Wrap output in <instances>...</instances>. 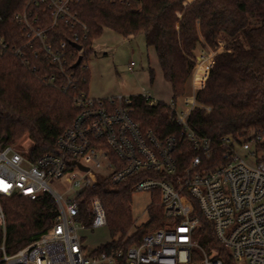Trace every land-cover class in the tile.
Returning a JSON list of instances; mask_svg holds the SVG:
<instances>
[{
  "label": "built area",
  "instance_id": "obj_1",
  "mask_svg": "<svg viewBox=\"0 0 264 264\" xmlns=\"http://www.w3.org/2000/svg\"><path fill=\"white\" fill-rule=\"evenodd\" d=\"M103 1L133 4L141 0ZM78 2L28 0L24 10L14 16L27 38L24 48H31L35 56L43 54L59 68L62 81L54 75L45 78L64 91L77 88L75 59L83 55V49L71 47L81 45V33L88 31L75 9ZM60 22L74 34L53 44L48 33ZM0 45L8 47L3 38ZM213 51L199 48L189 85L179 97L182 102L167 103L172 121L180 127V137L161 138L144 129L133 117L136 95L95 99L77 90L73 99L78 114L56 140L54 152L33 160L12 145L0 148V264H191L196 249L204 252L202 264H224L199 241L197 208L238 264H264V133L253 132L241 141L232 135L223 137L220 161L210 166L216 146L189 124L195 108L211 110L197 96L222 52ZM15 53L28 61L25 50L17 48ZM137 95L149 106L159 102L148 89ZM188 150L195 155L182 165ZM103 168L106 171H101ZM103 177L116 184L133 178L135 191H159L164 215L171 222L146 233L140 244L127 250L86 254L79 234L80 228L86 227L78 224L82 219L80 196ZM56 187L72 189L75 194L65 197ZM45 194L58 206L53 225L34 242L8 253L4 199L19 195L37 200ZM87 213L92 218L88 227L108 225L99 197L88 202Z\"/></svg>",
  "mask_w": 264,
  "mask_h": 264
},
{
  "label": "trees",
  "instance_id": "obj_2",
  "mask_svg": "<svg viewBox=\"0 0 264 264\" xmlns=\"http://www.w3.org/2000/svg\"><path fill=\"white\" fill-rule=\"evenodd\" d=\"M27 2L0 0V38L8 44L7 48L0 45V148L26 136L29 145L23 153L30 159L56 150V140L78 114L74 92L88 94L86 58L94 51V41L105 28L125 37L145 36L147 46L154 48L157 54L165 80L172 86L174 100L189 85L199 48L216 50L223 46L197 96L201 103L211 106V110L197 107L189 117L191 128L212 139L216 146V158L210 160V166L220 161L219 142L223 137L232 135L241 141L253 132L264 133V0H141L133 4L79 0L75 9L88 31H80L82 46L71 47L80 46L83 55L75 59L77 88L66 91L45 78L54 75L58 82L62 81L59 68L43 54L35 56L31 48H24L27 38L14 16L24 10ZM46 25H49L47 17ZM73 34L70 26L60 22L49 31L48 41L56 44ZM17 48L26 51L27 62L24 56L15 53ZM154 76L152 70L151 80ZM135 99L133 117L144 129L152 130L161 138L180 137V127L172 121L166 102L149 106L141 95H136ZM194 155L195 151L188 150L181 164H188ZM134 182L131 178L116 184L103 177L95 187L81 193V220L91 223L88 202L99 197L110 228L111 241L93 253L127 250L140 244L146 233L171 222L164 215L161 194L155 190L148 208V221L136 226L132 211ZM4 207L8 253L40 238L51 228L58 214L57 203L48 194L37 200L14 195L4 199ZM194 214L200 219L197 229L200 243L209 251L215 250L224 264H238L230 250L218 240L212 223L198 208ZM134 226L136 230L132 231ZM196 255L197 251L192 257Z\"/></svg>",
  "mask_w": 264,
  "mask_h": 264
},
{
  "label": "rangeland",
  "instance_id": "obj_3",
  "mask_svg": "<svg viewBox=\"0 0 264 264\" xmlns=\"http://www.w3.org/2000/svg\"><path fill=\"white\" fill-rule=\"evenodd\" d=\"M217 51H223V47L220 46ZM86 63L89 69L88 94L92 98L104 99L120 95H137L148 89L159 101L170 104L174 100L172 86L163 76L157 54L154 48L147 46L143 34L125 37L115 30L105 28L94 41V51L86 58ZM152 70L155 73L153 80H151ZM177 100L178 103L182 102V98ZM28 145L29 138L24 136L12 146L23 153L27 150ZM101 171H106V169L103 168ZM56 188L62 193L64 192L65 197L68 194L71 196L75 194L72 189L68 190L66 187ZM152 202V191H134L132 211L136 226L148 221V208ZM78 224L86 225L79 230L86 254L94 252L100 246L111 241L108 225L92 228L88 227L84 220H79ZM134 230H136L135 226L132 231ZM196 250V258H193L191 264H202L204 252L200 249ZM205 251L217 254L213 249L210 251L205 249Z\"/></svg>",
  "mask_w": 264,
  "mask_h": 264
},
{
  "label": "water",
  "instance_id": "obj_4",
  "mask_svg": "<svg viewBox=\"0 0 264 264\" xmlns=\"http://www.w3.org/2000/svg\"><path fill=\"white\" fill-rule=\"evenodd\" d=\"M81 47L80 46H78V49H80ZM80 166V168H82V169H84V170H87L88 168H86V167H84V166H82V165H79Z\"/></svg>",
  "mask_w": 264,
  "mask_h": 264
}]
</instances>
